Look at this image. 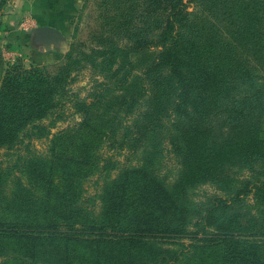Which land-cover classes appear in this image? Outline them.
Segmentation results:
<instances>
[{
  "label": "rangeland",
  "instance_id": "obj_1",
  "mask_svg": "<svg viewBox=\"0 0 264 264\" xmlns=\"http://www.w3.org/2000/svg\"><path fill=\"white\" fill-rule=\"evenodd\" d=\"M241 1L264 17V0ZM28 2L0 0V94L9 75H22L23 83L30 73L50 90V106L23 128L0 123V264H31L17 261L13 233L38 234L29 232L43 228L38 222H62L59 229L75 233L84 228L71 225L77 215L55 208L66 189L51 190L69 183L61 171L69 167L76 206L97 226L103 189L125 169L188 192L184 222L181 213L180 222L172 221L180 215L166 207L165 195L146 202L154 232L148 262L159 254L166 259L160 264H223L225 257L235 264L242 250L264 251V78L256 75L263 79L255 97L240 89L216 104L220 95L201 93L189 59L179 57L190 36L182 16L203 15L210 0H79L75 14L57 16H37L25 9ZM211 2L219 13L227 0ZM45 22L66 37L63 56L36 41ZM166 45L173 48L170 62ZM85 124L101 133L80 136ZM56 157L50 181L39 178L37 164L41 171Z\"/></svg>",
  "mask_w": 264,
  "mask_h": 264
},
{
  "label": "trees",
  "instance_id": "obj_2",
  "mask_svg": "<svg viewBox=\"0 0 264 264\" xmlns=\"http://www.w3.org/2000/svg\"><path fill=\"white\" fill-rule=\"evenodd\" d=\"M244 2V1H243ZM227 0L224 10L219 13L213 10L216 3L208 2L203 15L188 12L182 16L181 23H185L190 36L183 40L182 46L186 51L179 53L182 60L189 59L187 67L190 66L193 73L192 83L203 94L216 93L219 96L215 103H227V98L233 94L238 95L240 89L249 90L251 96L260 94L258 85L264 78V60L260 58V53H264V30L260 28V23L264 17L259 12L254 11L253 4L248 1ZM173 16L170 15L168 22L174 24ZM168 31L172 32L171 28ZM173 48L165 46V60L170 62ZM178 66L181 65L179 60ZM191 63V64H190ZM259 74L263 77L256 76ZM28 78L23 81L22 75L12 73L8 76L9 83L0 94V123L6 128H23L31 120L40 119L39 113L42 108H46L49 101L50 90L42 87L43 82L38 79ZM30 79V80H29ZM29 80V81H28ZM256 80V81H254ZM31 82V83H30ZM41 83V84H40ZM10 84V86H9ZM28 84H33L28 86ZM35 84V85H34ZM29 94L22 93L25 87ZM26 91V89H25ZM204 104L206 102H203ZM211 103V102H210ZM246 104H243V108ZM12 133V132H11ZM98 132L93 125L85 124L80 136H95ZM82 141V140H81ZM83 142V141H82ZM60 158L43 164L40 170L36 166L35 173L38 177L49 182L50 176L58 167ZM62 165V167H66ZM62 173L67 174V181L62 185H53L52 192L60 194L61 186L66 189L64 196L67 199H59L61 203L55 208L59 212H69L77 215L78 222L84 228L76 233L63 231L58 227L61 223H40L43 228L36 231H29L38 234H21L19 237L13 233V238L17 240L16 248H13L14 255L20 263H41V264H160L165 262L158 254L149 262L151 246L148 248L147 238L154 237L152 233V222L146 220V215H150L146 202L153 193L157 196L165 195L166 207L171 206L175 213L180 215L183 221L190 213L189 194L181 190L177 185L168 186L157 182H149L144 171L134 172L128 169L123 170L120 175L111 183L107 184L102 194V213L99 226L93 219L85 217L76 205L74 179L75 170L62 168ZM77 174V173H76ZM158 184V185H156ZM77 186L79 184L77 183ZM149 187V188H148ZM159 198V197H158ZM55 204V203H54ZM53 205V204H52ZM45 208L49 213L50 206ZM36 211L33 207H29ZM55 215V213H54ZM63 219H73V216H63ZM150 225V226H149ZM88 228H85V227ZM165 227L167 228L166 224ZM90 228V229H89ZM264 234V231H262ZM146 250V251H145ZM241 260L235 264H264V251L254 249L253 251H241ZM6 256V255H5ZM12 256V255H9ZM223 264H228L232 260L228 257L220 260Z\"/></svg>",
  "mask_w": 264,
  "mask_h": 264
},
{
  "label": "crops",
  "instance_id": "obj_3",
  "mask_svg": "<svg viewBox=\"0 0 264 264\" xmlns=\"http://www.w3.org/2000/svg\"><path fill=\"white\" fill-rule=\"evenodd\" d=\"M19 4L17 3L18 6ZM80 8V2L79 0H30L27 5H25V9H28L31 13H34L37 16L42 15H53L57 16L58 14H65V15H71L75 14L78 9ZM44 26H49L58 28L56 24L53 22H45ZM61 31V30H60ZM62 32V31H61ZM63 33V32H62ZM36 41H43L42 38L39 36ZM64 45H67L66 37L63 40L54 41L48 45H46L45 50L46 52L50 51L53 53V55H64L63 48ZM63 51V52H62Z\"/></svg>",
  "mask_w": 264,
  "mask_h": 264
},
{
  "label": "water",
  "instance_id": "obj_4",
  "mask_svg": "<svg viewBox=\"0 0 264 264\" xmlns=\"http://www.w3.org/2000/svg\"><path fill=\"white\" fill-rule=\"evenodd\" d=\"M38 34L42 40H45V43L48 44L65 38L64 34L60 30L49 26L40 27L38 29Z\"/></svg>",
  "mask_w": 264,
  "mask_h": 264
}]
</instances>
